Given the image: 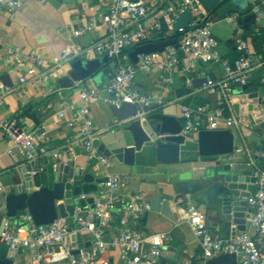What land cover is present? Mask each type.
<instances>
[{
	"label": "built area",
	"instance_id": "2783aa9c",
	"mask_svg": "<svg viewBox=\"0 0 264 264\" xmlns=\"http://www.w3.org/2000/svg\"><path fill=\"white\" fill-rule=\"evenodd\" d=\"M27 0H0V11L13 14L18 11ZM106 12L100 19L105 34L88 46L71 41V44L51 55L48 59L42 53L31 50L23 54L18 49L9 51L14 59V65L19 73L18 84L30 82L36 87L45 86L49 74L59 75L75 60L88 61L96 57H107L108 69L106 83L102 87L87 86L82 82L75 83L78 88V99L74 103L67 100L60 102L57 115L64 119L67 127L75 136H69L65 142V154L69 158L75 157V149L83 153L87 166L99 176L105 178L100 183V191L95 194H81L73 199L74 214L72 217L58 216L50 224H36L31 214L27 213L18 218L17 224L5 222L0 229V244L11 253L26 249L30 253L29 264H109L108 253L117 248L126 264H157L172 237L167 232H160L149 236V246L145 248L146 238L136 231L131 224L137 223L150 209V202L141 195H127L120 192V186L125 177L109 172L112 157L99 152L93 145L96 138H102L108 127L95 130L91 112V104L103 100L106 104L120 107L125 104H138L141 107L149 104V97L141 94L135 87L136 76L140 72L156 69L159 78L156 89L166 92L174 83L175 74L182 64V56L195 65L200 62H214L222 68V77L218 80H207L205 85L210 92L220 96L214 107L200 106L189 108L182 106L184 136L196 135L205 129H234L240 131L243 127L240 118L232 108L233 91L236 87H247L253 74L258 75L257 93L261 110L264 111V58L257 56L245 38L243 28L244 16L240 12L225 13L221 20H225L234 27L233 42L239 56L233 62L222 59L218 52V41L214 37L211 26L214 19L205 9L201 0H176L167 4L154 3L148 0H106ZM249 13L253 26L259 28L264 18V0H249ZM189 11L193 22L187 30L180 29L182 39L176 46H167L162 52L137 55V62L133 63L129 53L137 45L150 42L162 36L171 38L172 25L183 12ZM92 25L94 21L92 20ZM83 31H75L73 37L81 36ZM50 62V72H42L41 68ZM66 74V73H65ZM12 88L0 83V107L4 97ZM51 90L44 91L47 97ZM50 107V106H49ZM229 111L226 116L225 110ZM68 111H73L71 117ZM117 123V121L115 122ZM264 123V121H263ZM221 125L224 128H221ZM4 130V140L7 143L5 154L20 156L28 164L33 165L49 154L47 143L49 137L42 130L27 132L15 122L1 121ZM264 140V127L260 129ZM264 146V145H263ZM242 152V149H235ZM52 168L57 170L62 162L61 153L53 151ZM0 154V163L3 161ZM264 158V148L262 150ZM65 165L68 161L63 162ZM255 178V190L247 198L252 212L249 214L248 230L239 232L232 237L223 238L211 232L205 221V215L189 205L186 208L188 223L194 236L198 239L202 249L204 261L211 260L221 254H241L242 264H264V163L250 164ZM45 166L32 174L43 173ZM3 189L0 188V191ZM97 196L92 207L80 205L81 200ZM119 213L118 231L110 239L106 238L107 228L114 213ZM73 234L88 235L91 249H79L76 241H71ZM75 251H79L75 254ZM186 264H191L187 262Z\"/></svg>",
	"mask_w": 264,
	"mask_h": 264
},
{
	"label": "crops",
	"instance_id": "0c3cea01",
	"mask_svg": "<svg viewBox=\"0 0 264 264\" xmlns=\"http://www.w3.org/2000/svg\"><path fill=\"white\" fill-rule=\"evenodd\" d=\"M148 1L167 4L176 0ZM106 3V0H27L13 14L6 12V10L0 11V83L12 88V91L4 97L3 105L0 107V122H15L27 132L42 130L49 137L47 143L49 154L31 165L20 156H8L5 154L7 143L4 140V130L0 127V154H3V161L0 163V188L3 189L2 191L8 190L12 185L21 181V173L24 168L30 171L31 169L36 170L40 166H45L46 170L42 173L43 175L57 171L59 165L57 170L52 168L53 158L51 152L53 151L61 153V163L69 160V165L74 164L77 172L84 171L86 173L91 170L87 166L82 152H77L75 149V157L69 158L64 150L67 138L75 135L71 133L65 120L58 117L57 112L60 109L62 100L74 103L78 99L77 87L63 89L60 86V80L68 75L70 66L66 67L64 73L59 75L49 74L48 80L43 87H36L30 82L19 85V73L15 68L14 59L10 56L9 51L18 49L23 54H27L31 50H35L48 59L51 55L59 52L68 41L75 40L83 46H88L105 34V29L101 26L100 19L106 12ZM247 3L244 10H250L249 0H247ZM230 9V7H222L216 12L211 31L218 41V52L221 58L233 62L239 56V52L233 42L234 27L227 21L221 20V17L228 13ZM249 15L250 13L246 17ZM92 20L94 25H92ZM242 23L245 32L252 28L264 31V18L259 28L253 26L252 18L247 24L244 23V20ZM71 30L73 33L75 31H83V33L81 36L74 38L71 35ZM248 39L251 42V38L249 37ZM101 66V73L96 77L87 79L83 83L84 85L102 87L106 83L108 63H102ZM50 68V62L46 61L41 71L49 73ZM222 73L223 71L219 64L200 62L192 65L187 58L182 56V64L175 74L174 83L167 88L166 92L156 89L155 85L159 78V72L156 69L138 73L135 87L138 92L149 97V104L144 106L148 107L149 114L164 111L166 114L180 119L183 123L182 106L197 108L217 105L220 96L210 92L205 83L210 79H220ZM249 86L247 92L250 89L252 91L259 89L257 74L251 76ZM242 88H234V95L243 94ZM47 89L51 90V94L44 97V91ZM132 105L134 106V104H131V106L126 107L120 112V115L131 111ZM112 107L103 100L91 104L92 118L96 131L107 127L110 128L116 124L117 118L111 110ZM72 114L73 111H68L67 116L71 117ZM246 126L247 129L243 126L240 131L231 130L235 134L236 150L242 149L243 151H234L228 159L229 161L235 160L249 165L253 162L262 165L264 163V158L262 157L263 139L260 135V129H257L253 124ZM221 128H224V126L221 125ZM198 158L197 146L189 138L186 144L181 146V163L188 166L189 163H193ZM153 159V156L147 155L144 159L139 160L136 165L128 166L112 158L109 172L126 178L120 186V192L127 195L138 194L145 200H150L149 192L158 190L162 186L165 180L164 173L166 172L164 166H155ZM173 168L171 167L170 169ZM2 191H0V205L2 202ZM119 216V213L115 212L107 228H105L107 239L112 238L117 233ZM248 217L249 214L246 219L247 223ZM205 221L211 232L217 233L223 238H229L242 232L235 226H224L212 214L206 215ZM10 223L17 224L18 219ZM2 224L3 213L0 211V229ZM131 226L136 230L138 224L132 223ZM248 227L249 223L246 225L245 231L248 230ZM142 228L146 232L144 237L146 238L144 245L146 249L150 243L149 236L167 232L171 235L172 240L164 248L163 254L173 255L180 248L181 264H186L187 262L191 264H207L208 261H204L202 258L201 246L198 239L194 236L188 220L181 219L180 215L175 214L174 218L170 220L161 213H150L147 224ZM77 235L73 234L70 237L71 241L77 242ZM81 236L84 248L87 250L91 249L90 237L88 235ZM0 256L11 257L14 260V264H29L31 261L28 250L20 249L11 253L3 244H0ZM108 257L109 264H126L121 258L120 250L117 248L110 250ZM238 260L239 264H242V255L239 256Z\"/></svg>",
	"mask_w": 264,
	"mask_h": 264
},
{
	"label": "water",
	"instance_id": "95a60500",
	"mask_svg": "<svg viewBox=\"0 0 264 264\" xmlns=\"http://www.w3.org/2000/svg\"><path fill=\"white\" fill-rule=\"evenodd\" d=\"M205 9L211 13L222 7H230L229 12H241L247 6V0H201ZM251 16L244 19L247 24ZM193 22L189 11L181 13L172 25V37L137 45L129 57L137 62V55L162 52L167 46H176L182 39L180 29L187 30ZM71 35L73 31L71 30ZM68 41L64 44L67 47ZM107 57L88 61L75 60L70 65L68 75L61 78L63 89L73 88L75 83L96 77L101 73L102 63H108ZM248 87H243L241 95H233L232 103L236 115L247 116L257 128L264 127V111L261 110L257 93H248ZM112 107L117 123L111 126L102 138H96L93 145L99 152L112 157L128 166L136 165L147 155L153 156L155 166L166 168L165 180L158 190L149 192L150 209L139 218L136 231L145 237L143 226L149 220L150 213H161L172 220L175 214L188 220L186 208L191 205L205 216L212 214L224 226H235L245 231L248 225L247 215L252 212L247 198L255 190V178L252 166L239 161H229L235 151V134L229 129H202L196 135L181 134L183 123L180 119L159 111L149 114L148 107L132 105V110L120 115L126 107ZM193 140L197 146L198 160L189 165L181 163V146L186 141ZM264 145V140L262 141ZM264 148V146H263ZM77 152H81L76 148ZM262 160V159H261ZM174 167L173 169H170ZM21 181L1 192L0 211L3 213V225L19 217L31 214L36 224H50L58 216L72 217L74 214L73 199L81 194L90 195L100 191V183L105 178L99 177L93 169L89 172L74 168V164H59L57 171L43 175L32 174L26 168L22 170ZM97 200L91 196L81 200L80 205L87 207ZM79 249L84 248L82 236H76ZM79 251H75L77 254ZM241 254H221L208 260L207 264H239ZM180 248L175 254H163L157 264H181ZM0 264H14L11 257L0 256Z\"/></svg>",
	"mask_w": 264,
	"mask_h": 264
},
{
	"label": "trees",
	"instance_id": "16d2710c",
	"mask_svg": "<svg viewBox=\"0 0 264 264\" xmlns=\"http://www.w3.org/2000/svg\"><path fill=\"white\" fill-rule=\"evenodd\" d=\"M216 12H213V13L209 12L210 17H212L214 19V16H215ZM240 13L244 17H246V15H248V13H249V10H244V11H241ZM246 32H247V34H245V38L246 39H248L249 37L251 38V42L250 43H251V45L253 47V50H254L255 54L257 56L261 57V58H264V31H262L261 29L255 30V29L252 28L250 30H246ZM160 39H168V38H163L162 36H159L157 38L152 39L150 42H156V41H158ZM107 69H108V67H107ZM106 72H107V70H106ZM247 87H248V90H249L250 86L248 85ZM225 114H226V116H229V111L227 109L225 110ZM203 129H205L204 126H203Z\"/></svg>",
	"mask_w": 264,
	"mask_h": 264
},
{
	"label": "rangeland",
	"instance_id": "374dc122",
	"mask_svg": "<svg viewBox=\"0 0 264 264\" xmlns=\"http://www.w3.org/2000/svg\"><path fill=\"white\" fill-rule=\"evenodd\" d=\"M240 121L242 122V124H243V126L245 127V129H247L246 127V125H252V123L250 122V120H249V118L248 117H241L240 118ZM248 129H250L249 127H248Z\"/></svg>",
	"mask_w": 264,
	"mask_h": 264
}]
</instances>
